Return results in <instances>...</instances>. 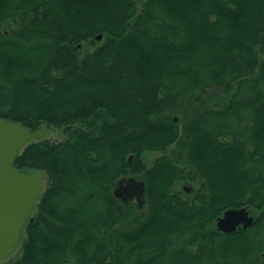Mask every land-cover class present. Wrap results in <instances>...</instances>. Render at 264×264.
<instances>
[{
    "label": "trees",
    "instance_id": "1",
    "mask_svg": "<svg viewBox=\"0 0 264 264\" xmlns=\"http://www.w3.org/2000/svg\"><path fill=\"white\" fill-rule=\"evenodd\" d=\"M0 119L64 133L15 158L46 182L0 264H264V0H0Z\"/></svg>",
    "mask_w": 264,
    "mask_h": 264
},
{
    "label": "water",
    "instance_id": "2",
    "mask_svg": "<svg viewBox=\"0 0 264 264\" xmlns=\"http://www.w3.org/2000/svg\"><path fill=\"white\" fill-rule=\"evenodd\" d=\"M102 34H97L100 40ZM46 130L27 131L21 126L0 119V262L15 249L21 230L32 220L33 207L44 189L43 179L14 166L16 156L34 139H41ZM189 191L191 187L184 186ZM145 192L143 180L134 176L121 179L113 190L115 197L124 201L136 197L139 202ZM258 217L250 214L247 206L228 208L216 219L221 233L246 230Z\"/></svg>",
    "mask_w": 264,
    "mask_h": 264
},
{
    "label": "rangeland",
    "instance_id": "3",
    "mask_svg": "<svg viewBox=\"0 0 264 264\" xmlns=\"http://www.w3.org/2000/svg\"><path fill=\"white\" fill-rule=\"evenodd\" d=\"M141 1H143V0H139V3ZM84 46H85V49H92V47H93V46H89V45H86V44ZM44 129L46 130L45 135L43 136L44 139H48L50 141H60V140H62L64 138V133H63L62 129H58V128H54V127H48V128L44 127ZM160 155H161V152H159V151H147V152L143 153L142 158L144 159L146 164L149 165V164L152 163V161L156 157H158ZM25 172H27V173H35V174L39 175L43 179L44 184H45V182H46V174L43 171L33 170V171H25ZM192 185L193 184H191V183H185V184L183 183L180 187L189 186L192 189ZM193 188H194V186H193ZM142 198L143 197H141V199ZM133 202H136V201H133ZM33 214H34V207H33L31 216ZM251 215L256 217L254 214H251ZM23 238H24V231L22 229L21 230L20 239H19L18 243H17L15 249L13 250V252L11 254H9L7 256V258L5 259L6 261L11 260V259H13V258H15L17 256V254L19 253L21 242H22Z\"/></svg>",
    "mask_w": 264,
    "mask_h": 264
},
{
    "label": "flooded vegetation",
    "instance_id": "4",
    "mask_svg": "<svg viewBox=\"0 0 264 264\" xmlns=\"http://www.w3.org/2000/svg\"><path fill=\"white\" fill-rule=\"evenodd\" d=\"M190 191H191V188H190V190H189V191H187V192H190ZM128 200L139 202L135 196H134V197H132L131 199H128Z\"/></svg>",
    "mask_w": 264,
    "mask_h": 264
}]
</instances>
